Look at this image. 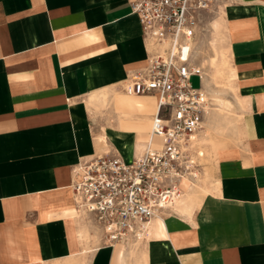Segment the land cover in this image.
Returning a JSON list of instances; mask_svg holds the SVG:
<instances>
[{
	"label": "crops",
	"instance_id": "crops-1",
	"mask_svg": "<svg viewBox=\"0 0 264 264\" xmlns=\"http://www.w3.org/2000/svg\"><path fill=\"white\" fill-rule=\"evenodd\" d=\"M221 1L242 141L215 152L204 196L182 182L146 240L113 247L71 184L104 141L126 161L146 144L156 98L123 89L151 50L140 18L127 0H0V264H264V0ZM113 93L137 106L99 117Z\"/></svg>",
	"mask_w": 264,
	"mask_h": 264
},
{
	"label": "built area",
	"instance_id": "built-area-1",
	"mask_svg": "<svg viewBox=\"0 0 264 264\" xmlns=\"http://www.w3.org/2000/svg\"><path fill=\"white\" fill-rule=\"evenodd\" d=\"M151 50L145 66L128 73L129 95H153L156 112L142 152L131 161L111 152L81 159L73 168L76 209L101 231L105 245L140 243L154 219L174 208L182 180L200 166L198 135L209 103L192 75L194 40L217 0H127Z\"/></svg>",
	"mask_w": 264,
	"mask_h": 264
},
{
	"label": "rangeland",
	"instance_id": "rangeland-1",
	"mask_svg": "<svg viewBox=\"0 0 264 264\" xmlns=\"http://www.w3.org/2000/svg\"><path fill=\"white\" fill-rule=\"evenodd\" d=\"M218 4L214 11L206 15L194 40L193 62L202 67L205 73L203 89L208 95L207 108L212 112L213 121L206 126L204 124L206 114L204 115L203 127L198 135V150L203 151L204 154L199 157L198 175L191 178L194 181V189L187 194L188 200L191 201L200 199L199 196L202 197L210 191L214 181L212 162L217 154L215 152H218L223 144H236L242 141L241 119L243 112L237 84L234 76H231L234 69L230 59L229 40L222 11L225 2L221 1ZM190 82L195 87L202 85L201 78L197 74L191 76ZM115 93L104 99L98 97L94 109L99 117L103 116L107 120L114 119L116 115H119L117 110L124 114L126 109L136 102L133 98L122 99L118 96L114 105ZM129 111L127 109L126 112L129 113ZM126 127L127 125H123V128ZM148 130L150 133L151 128ZM144 138H147L146 134L142 137V139ZM104 144L107 152L119 154L111 142L104 141Z\"/></svg>",
	"mask_w": 264,
	"mask_h": 264
},
{
	"label": "bare ground",
	"instance_id": "bare-ground-1",
	"mask_svg": "<svg viewBox=\"0 0 264 264\" xmlns=\"http://www.w3.org/2000/svg\"><path fill=\"white\" fill-rule=\"evenodd\" d=\"M202 70H203V69H202ZM204 77H205V73H204V71H203L202 88H203V84H204ZM136 106H137V102H135V103L133 102L129 108H134V107H136ZM208 109H209V108H206V113H205V114H207ZM198 141H199V140H198ZM198 145H199V144H198ZM184 181H192V179L189 178V177H186V178H184V179L182 180L183 183H184ZM186 183H187V182H186ZM182 185H183V184H182ZM183 188H184V187H183ZM185 190H189V187H186ZM156 219H157L156 221H160V222L163 221V218H162V217H157Z\"/></svg>",
	"mask_w": 264,
	"mask_h": 264
}]
</instances>
